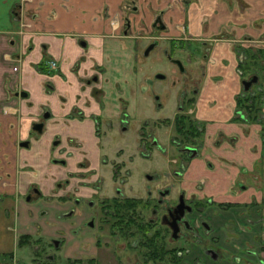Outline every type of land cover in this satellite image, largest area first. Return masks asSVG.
<instances>
[{"label":"flooded vegetation","instance_id":"obj_1","mask_svg":"<svg viewBox=\"0 0 264 264\" xmlns=\"http://www.w3.org/2000/svg\"><path fill=\"white\" fill-rule=\"evenodd\" d=\"M91 1L93 0H61V9L65 14H75L81 25L88 18L96 23L103 21L110 30L106 37L134 41L135 45L131 47L134 81L131 87L128 84L118 86L122 97L119 115L104 117L95 113L88 116L76 108L70 116H66L68 120L78 118L80 123L90 119L94 123V136L90 140L71 136L63 130L57 131L61 121L58 122L51 109L45 106L39 110L37 118L32 120L30 128L25 131L28 133L26 138L19 140L20 152L17 155L25 166L17 167L14 160L16 154L2 153L0 150V212L6 220L15 218L11 229L20 233L18 247L35 241L33 244L37 250L36 258L42 260L43 264H57L56 257L47 254L42 245L47 241L50 248L61 250L64 247L61 231L55 228L50 232L52 220H47L59 211L54 219L66 224L70 222L69 233L78 240V251L74 258H67V264H111L105 260L108 254L113 255L117 264H131L129 259L125 260V256L120 254V251L125 254L131 250L138 253L143 260L136 264H264V199L261 202L257 198L244 202L235 199L247 192L249 186L245 179L253 172L243 168L244 178L241 176L234 184V191L238 190L236 196L234 193L233 198L227 199L209 192L207 178L192 179L188 175L195 160H206L204 152L211 136L209 126L216 125L215 121L200 119L197 113L206 75L203 64H216L213 59L214 46L217 42L231 38L232 32L228 35L219 34L213 40L201 38L205 39L202 45L206 49L201 58L197 56L200 59L198 61L195 60V54L189 56L188 61L192 60V65L186 68L184 61L174 57L173 53L177 49V41L188 45L187 42L192 40L188 39L187 26L180 27L182 38L172 39L174 50L164 52L181 73L180 76H185L184 88L180 90L178 111L174 118L163 119L157 126L153 125L160 130L159 135L148 134L147 128L151 122L147 118L141 119L142 114L132 105H138L141 99L148 101L149 86H153L155 81H166L168 78L164 73H156L154 79L145 78L142 84L141 80L138 81L140 64L144 65L145 59L160 47L161 35L154 36L153 33L161 34L172 30L166 19L168 10L156 14L146 8L141 0H122L117 6L106 4L103 8H97L99 13L91 17L92 7L85 6ZM173 1L169 6L172 9L178 7L176 1ZM44 4L34 9L33 0H20L14 9V19L20 24L21 35L28 34L37 22L42 21L46 7ZM182 4L185 9L189 3L184 0ZM149 12L153 14L151 19H148ZM57 16L58 12L54 9L47 19ZM208 21L206 19L205 23ZM68 25L65 27H69ZM148 33L151 35L148 36ZM59 36L72 38L79 53L74 57L67 54L62 61L44 50L40 62L34 63L37 72L48 78L57 75L65 80L67 76L63 66L67 64L77 77L82 94L89 92L97 99L102 94L103 76L106 72L102 58L92 56L91 39L97 34L85 32L77 26V29L62 32ZM148 38L153 41H145ZM233 41L236 46V69L241 79V90L235 97L236 108L230 122L260 125L264 143V49L258 56V41L253 38ZM14 45L16 40L11 38L9 46ZM26 58L25 54L20 53L4 55V59L12 64L15 72L22 69ZM86 67L89 73L82 74L81 71ZM24 84V78L18 77L16 80L10 75L6 78V86L9 87L8 99L2 102V111L5 114L19 115L20 109L14 106V100L29 97ZM174 85L180 89L177 80ZM45 87L48 93L55 91L54 83L49 79L46 80ZM82 94L80 99L85 97ZM155 102L157 108L163 107L156 94ZM132 121L137 123L135 146L140 149L143 157L150 158L152 148L155 147L165 151L163 153L167 155L169 165L164 176L149 174L148 183L141 182L140 186H131L128 163L132 156L129 157L127 146L118 147L115 150L112 173L117 188L112 195L107 196L104 193L105 178L102 174L111 162L109 156L104 154L110 141L104 145L103 138H109L108 134L116 126H120L121 135L125 136L124 133ZM64 123L61 128H64ZM173 126L175 135L172 130L164 131V128ZM163 136L169 137L168 148L162 146L161 140H165ZM214 137L215 148L226 143L233 146L238 142L237 136H228L220 128L216 129ZM89 141L92 142V148L86 144ZM38 147L42 151L34 152ZM171 147L181 153L180 158L170 156ZM21 151L30 152V157L24 156ZM205 162L210 169L216 167L210 160ZM22 173L27 174L30 180L24 192H20ZM254 181L259 185L257 177H254ZM11 200L21 203L20 207L18 203L13 207L8 205ZM23 204L31 205L32 208L38 207L36 214L30 209L26 210V215L39 213V221L46 220L48 226L39 225L34 232L31 231L26 218H22V213L25 212ZM22 228L24 232H21ZM45 231L52 235H46ZM105 250L110 252L106 254ZM41 251L44 253L40 254ZM3 256V260L14 259V252ZM2 264L10 263L5 261Z\"/></svg>","mask_w":264,"mask_h":264},{"label":"crops","instance_id":"obj_2","mask_svg":"<svg viewBox=\"0 0 264 264\" xmlns=\"http://www.w3.org/2000/svg\"><path fill=\"white\" fill-rule=\"evenodd\" d=\"M172 1L141 0L146 8H150L156 14L167 9L168 23L171 26L184 24L187 26V33L190 37L197 36L213 40L219 34L226 33L228 35L229 32H232L231 38L215 44L213 59L216 60V64L206 62L203 64L206 75L203 79V91L197 109L200 119L216 122V125L209 126L211 136L204 152L205 159L212 161L216 167L210 169L205 165L206 160H195L188 175L192 179L207 178L209 192L227 199L234 193L236 196L238 190L234 191V184L241 176L244 178L243 168H248L253 172L245 179L249 189L236 196L235 199L244 202L247 199L251 200L250 198H257L261 202L264 199V143L260 133L261 126L233 124L230 121L235 113V97L241 90V79L236 69V46L232 40L244 41L247 38H253L258 41L260 49L257 55H261L264 49V0H198V3L197 0L193 2L187 0L189 4L187 8L185 6V9L180 6L174 9L170 8ZM121 2L122 0H93L85 6L92 7L90 9L92 17L99 13L97 8H103L106 4L117 6ZM19 3L20 0H0V150L2 153L16 154L14 160L17 167L18 165L22 167L25 164L22 159L19 161L17 155L20 152L19 140L26 138L28 133L25 131L30 128L32 120L37 118L42 107H49L56 120L61 121L57 131L63 130L71 136L88 140L94 136V123L90 119L82 123L78 118L68 120L66 116H70L74 109L78 108L88 116L96 113L104 117H114L120 114L122 97H120L118 86L125 84H128L129 87L132 86L135 72L131 47L135 44L134 41L127 39L106 37L110 34V30L103 21L96 23L88 18L87 22L81 25L82 23L75 18V14L64 13L61 9V0H48V4H45L46 11L44 10L42 21L37 22L34 29L28 31V34L21 35L19 33L20 24L14 19V9ZM32 8L34 7L32 6ZM54 9L57 10L58 16L48 20L47 16ZM188 12H190L189 16ZM152 16L153 14L151 15L149 12L148 19H151ZM206 19L209 20L207 23H205ZM70 22L72 24L68 25ZM65 25L69 27H65ZM77 26L85 32L97 34L91 39L92 56L102 58L103 64L106 66L102 94L97 99L92 97V93L82 94L77 77L70 71L67 64L63 66L67 76L65 80L57 75L48 78L45 74L38 73L34 66V63L40 62L42 59L44 50H48L56 59L62 61L67 54H72L73 57L76 53L78 54L79 48L72 38L59 36L62 32L77 29ZM32 32L36 34H32ZM179 35L181 34L179 33ZM11 38H15L16 45L9 46ZM16 53L25 54L27 57L22 69L18 72H15L11 67L12 64L4 59L5 54ZM87 69L88 67L81 73H89ZM9 75L16 80L18 77L24 78V89L29 93L27 99L16 98L14 100V106L20 109L19 115L5 114L2 111V102L8 99L9 87L6 86V78ZM48 79L54 83L55 91L53 93H48L45 87V82ZM81 94H85L83 99H80ZM63 123L65 126L61 128ZM217 128L223 130L228 136H237L238 142L233 146L226 143L215 148L214 136ZM86 144L92 148L91 141ZM35 151L42 150L38 147L34 149ZM22 153L24 156L30 157L28 155L30 152ZM26 175L25 173L20 174L22 182L20 192H24L30 182ZM254 177L259 179V185H256ZM17 203L15 200H11V204L8 205L13 207ZM20 205L21 203L19 207ZM0 216V247L1 250L5 247L4 254H10L18 247V237L11 229L15 218L11 217L6 220L1 212ZM25 216V212L22 213V218ZM20 230L24 232V228Z\"/></svg>","mask_w":264,"mask_h":264},{"label":"rangeland","instance_id":"obj_3","mask_svg":"<svg viewBox=\"0 0 264 264\" xmlns=\"http://www.w3.org/2000/svg\"><path fill=\"white\" fill-rule=\"evenodd\" d=\"M43 1L45 2V0H33V5L35 6L34 9H37V6L43 5L44 4ZM47 1L48 0H46L45 4H48ZM175 1L178 4V7L180 6L182 8L181 5H183L182 3L184 0H175ZM193 1H196V0H192V2ZM196 2L198 3V0ZM173 3L175 4L174 1ZM189 14L190 12H188V16ZM169 26L173 27V31L170 29L166 33L165 32L161 34L153 33L154 36L161 35V37H159L160 38L159 50H156L155 52L151 54L150 57H147L145 59L146 61H144V65L140 64L141 72L138 73V81L141 80V84L144 83L143 80L145 78L154 79V75L156 73H164L168 75V78L166 81H155L153 86H149V93L147 95L148 101L146 99H141L139 100L138 105L137 103L136 105H132L135 107V110L139 114H142L140 116L141 119L147 118L149 119V122H151L152 126L150 125V127L147 128L148 134L152 133L155 135H159L160 130L157 127H154L153 125L156 124L157 126L160 120L167 119V118H174L175 114L178 111L180 90L184 88L183 82L185 80V76L183 75L182 77L180 76L181 73L176 69L175 65L172 64L171 60L169 59V57H167L164 54V52L167 51L169 53V52H172V50H174L173 45L171 43L172 39H174L175 37L182 38V36L179 35V33H181L180 27L184 28L185 25L184 24H176V25L174 24L173 26L171 25ZM177 32L179 33L177 34ZM147 35L149 36L151 35V33H148ZM188 39H192L187 42L188 45L181 44L182 41H177L178 42L177 49H175L173 52L175 54L174 57L184 61L186 68H190L192 65V60L188 61L189 56L191 57L193 54H195L196 56L195 60L198 61L200 60L198 59V57L201 58V54L206 49L204 48L205 46L202 45L205 39L201 40V38H198V37L194 39L188 37ZM145 41L152 42L153 39L148 38ZM209 43L214 44L212 42H209ZM232 43L235 44V41H233ZM236 43L238 44L239 42H236ZM240 44H243V43L240 42ZM196 66H199V65H197L196 63ZM176 80L178 81V85L180 86V89L178 88V86L174 85V82ZM155 94L160 97L161 102L163 104V107L160 109L157 108L155 104L156 103ZM115 125H116V122H115ZM136 129H137V123L132 121L130 123V126L127 132L124 133L125 136L121 135L122 132H121L120 126L118 128L116 126V129L108 134L109 138H105V136L103 138L104 145L108 143V140L110 141L109 144L106 145L104 154L109 156V159L111 162L109 163V166L104 168V173L102 174L103 178H105L104 193L107 196L112 195L116 191V188H117L114 185V182L112 179V173H113V160L116 157L115 150L118 147H122L124 145L127 146L129 148L128 155L129 157L132 156V159L130 158L129 163H128V169L130 170L129 185L131 186H140L141 182L148 183L147 176L149 174H160L164 176V173L167 171L166 169L169 164L167 162L168 160L167 155L163 153L165 151L162 152L158 148L153 147L151 151L152 156L150 158L143 157L140 149L137 148V146H135L136 141H137V136H138ZM118 130H120V132ZM169 130L173 131L172 134L174 135L176 134L174 126L169 129L164 128V131L166 132H168ZM163 138H165V140H161L162 146L165 148H168L170 145L169 137L166 138L165 136H163ZM169 153H170V156L172 157H178V158L181 157L180 155L181 153H179L175 147H171ZM23 205L25 209V215L27 213L26 210H30V209L31 211H34V213L36 214L38 207L32 208L31 205H26V204H23ZM58 212L59 211H56L54 215H56ZM38 214L33 215V216L31 215L25 216L26 221L30 225L31 231L33 232L38 228L39 225L42 227L48 226L46 220H43L42 222L39 221L40 217L38 216ZM54 215H52V217H49L47 219V220H52V225L49 228L50 232H52V230L55 228L61 231V234L64 238L65 245L61 250H57L55 248L53 249L52 247L50 248L49 243L47 244V241H46V244L42 245V249H46L47 254H51L54 257H56L57 264H67L68 259L74 258L76 252L78 251L77 250L78 240H75L76 237L71 236L69 233L70 222H68V224L64 222H59L54 219L55 217ZM50 232L45 231V234L51 236L52 234ZM13 233L15 234L16 237L18 238L20 237L19 232L18 233L13 232ZM33 243H35V241L32 242V244L25 245L24 247H21V246L16 247L14 251V259L8 258V259L3 260V258L5 257L3 256V254L6 252V250L4 249L5 247L2 248V250L0 247V264H2L5 261H8V263L10 264H13V263L14 264H43L41 262L42 260L36 258L37 250L35 249V245ZM105 251H106V254L107 252H110L108 250H105ZM39 253L42 254L44 252L41 251ZM120 254L122 256H125V260L129 259L131 264H136L137 261H143L142 258H140L141 256H138V253L132 250L129 253H125V254L120 251ZM110 255L108 254L105 256L106 257L105 260L107 261V263L117 264L116 260L113 258V255L112 254ZM36 260H39V261H36Z\"/></svg>","mask_w":264,"mask_h":264}]
</instances>
